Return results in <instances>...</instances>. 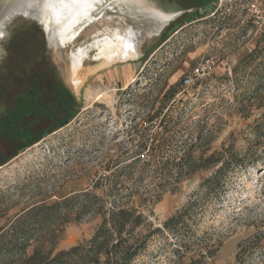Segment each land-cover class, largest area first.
Returning <instances> with one entry per match:
<instances>
[{"label":"rangeland","instance_id":"1","mask_svg":"<svg viewBox=\"0 0 264 264\" xmlns=\"http://www.w3.org/2000/svg\"><path fill=\"white\" fill-rule=\"evenodd\" d=\"M140 1L119 0L117 12L105 13L112 21L125 14L141 26L148 25L144 7L177 15L144 39L137 60L106 65L92 58V48L76 81L69 52L91 43V35L112 21L96 20L65 47L50 17L47 37L55 46L33 20L14 16L4 23L0 228L32 204L75 197L47 214L62 231L57 249H67L94 233L100 211L129 203L147 217L134 230L146 245L131 264H264V136L254 140L264 111V28L257 29L247 15L260 0ZM205 59L210 73L183 90L182 78ZM35 80L38 87L29 92ZM172 84L179 85L175 98L148 121ZM174 123L177 132L171 131ZM144 126L158 141L176 136L173 145L158 153L145 150L138 161L135 145L143 140ZM189 150L197 165L200 158L221 155V182L215 173L221 162L189 174L183 164L178 173V159ZM166 161L168 169L162 170ZM112 174L119 176L117 193L107 185L94 188L99 177ZM175 216V226L164 227ZM29 229L36 234L41 228L35 222Z\"/></svg>","mask_w":264,"mask_h":264},{"label":"trees","instance_id":"2","mask_svg":"<svg viewBox=\"0 0 264 264\" xmlns=\"http://www.w3.org/2000/svg\"><path fill=\"white\" fill-rule=\"evenodd\" d=\"M254 51L256 50H252L250 55H253ZM178 86V84H172L164 93L163 105L156 111L155 116L148 118V121L152 122L162 114V110L175 98V94L179 91ZM241 105L240 107H242ZM246 117L248 118L249 116ZM68 122L69 120L65 119L63 124ZM177 125V123L172 125V132L173 130L177 132ZM257 125L254 130V140L264 136V111L259 116ZM148 127L144 126L141 128L145 133L143 134V140H137V145H135V158H133L135 160L142 161L145 159H140L143 151L149 150L158 153L162 151L166 144L173 145L175 140L174 137L176 135L173 134L162 137L158 141L155 137L149 136L148 131L150 128ZM190 153L191 150L185 152V155L178 159L179 161L176 164L178 173H181L183 164L187 165L185 172L189 174L197 171L198 168H210L221 162L222 164L215 172L216 176H219L217 183L221 182V175L224 172V166H226V163L222 162L221 155L212 154L205 158H200V164L197 165ZM164 169H168V161L163 164L162 170ZM118 177L115 174L99 177L94 184V188H106L107 185V190H113L117 193ZM214 178H207L205 182H212ZM108 180L110 181L109 184H107ZM90 194L94 201L101 198L100 195ZM134 195V191L128 193L129 198ZM67 201L76 202L75 197H69L66 201L53 202L50 205L45 202L32 204L24 208L23 213L16 215L8 224L0 228V264H131L145 248L146 243H144L143 238L141 239L135 235L134 230L137 226L144 224L147 217L140 211L141 209L138 205H129L128 203L124 206L114 205L112 209L100 211L101 221L98 227L83 243L69 246L67 249H57L62 231H58V228L51 226L52 222L49 223L47 214L50 209ZM156 201L153 199L151 204ZM151 204L150 206H152ZM67 205L64 206L66 207ZM35 222L41 229L36 234H33L29 229V224ZM177 222L176 216L171 217L166 220L164 227H174ZM241 245L242 242L240 241L237 245L236 258L241 251L239 250Z\"/></svg>","mask_w":264,"mask_h":264},{"label":"bare ground","instance_id":"3","mask_svg":"<svg viewBox=\"0 0 264 264\" xmlns=\"http://www.w3.org/2000/svg\"><path fill=\"white\" fill-rule=\"evenodd\" d=\"M9 7L24 8L23 12L45 23V18L52 19L56 35L64 47L76 38V35L86 26L102 18L112 21L113 14L117 12L119 0H5ZM139 3L140 0H131ZM127 3V1H125ZM119 5V4H118ZM121 6V5H120ZM122 9L124 7L122 6ZM148 25H135L126 19L125 14L117 15L112 24H104L102 29L95 31L93 40L84 47L72 49L68 54L73 81L77 80V70L84 66L89 57V51L95 50L92 57L108 65L110 62H124L137 60L141 56L140 45L144 39L154 37L176 15V11L164 12L156 7H144ZM106 12V13H105ZM99 14V15H98ZM116 15V14H115ZM3 24H0V35L4 33ZM54 46V42H49ZM78 45V44H77ZM76 46V45H75Z\"/></svg>","mask_w":264,"mask_h":264},{"label":"built area","instance_id":"4","mask_svg":"<svg viewBox=\"0 0 264 264\" xmlns=\"http://www.w3.org/2000/svg\"><path fill=\"white\" fill-rule=\"evenodd\" d=\"M247 15L250 17L257 29L263 30L264 28V0L253 2L250 7L247 8ZM212 66L209 59H205L198 64V66L192 70L190 73L186 74L182 78V88L187 90V88L195 87L200 79L210 73ZM145 155L142 153L140 156L143 158Z\"/></svg>","mask_w":264,"mask_h":264},{"label":"water","instance_id":"5","mask_svg":"<svg viewBox=\"0 0 264 264\" xmlns=\"http://www.w3.org/2000/svg\"><path fill=\"white\" fill-rule=\"evenodd\" d=\"M8 5L10 4H8L5 0H0V24H3L4 26V23L8 20H11L14 16H20L24 19L34 20L36 23H39L42 26L43 32L49 41V38L47 37V34L49 32L48 23L40 22L35 17L24 13V8H17L16 6L9 7Z\"/></svg>","mask_w":264,"mask_h":264},{"label":"flooded vegetation","instance_id":"6","mask_svg":"<svg viewBox=\"0 0 264 264\" xmlns=\"http://www.w3.org/2000/svg\"><path fill=\"white\" fill-rule=\"evenodd\" d=\"M28 20V19H27ZM31 20V19H30ZM34 21V20H33ZM36 23V22H35ZM40 27H41V31H42V33H43V37L45 38V41L47 42V44H50L49 43V41H48V39L46 38V36H45V34H44V32H43V29H42V26L39 24V23H37ZM55 46V45H54ZM34 86H33V88H31V90H29V92H31V91H33L34 92V90L35 89H37V87H38V82H37V80H35L34 81ZM33 98H35V96H33ZM25 103H28L29 101L28 100H26L25 98H24V100H23ZM18 102H21V101H18ZM22 103V102H21ZM20 103V104H21Z\"/></svg>","mask_w":264,"mask_h":264}]
</instances>
